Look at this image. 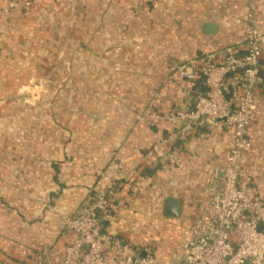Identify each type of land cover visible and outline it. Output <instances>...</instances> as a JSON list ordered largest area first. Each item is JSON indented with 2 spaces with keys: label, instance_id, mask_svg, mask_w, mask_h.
Masks as SVG:
<instances>
[{
  "label": "crops",
  "instance_id": "crops-1",
  "mask_svg": "<svg viewBox=\"0 0 264 264\" xmlns=\"http://www.w3.org/2000/svg\"><path fill=\"white\" fill-rule=\"evenodd\" d=\"M25 1L0 0V264H28L29 250L59 260L74 237L62 218L112 185L123 205L112 229L170 261L207 204L209 174L221 175L232 130L217 121L153 151L175 128L144 117L187 104L179 63L244 49V0H32L27 13ZM259 66L240 185L264 200V47ZM166 196L181 200L179 218L163 216Z\"/></svg>",
  "mask_w": 264,
  "mask_h": 264
},
{
  "label": "built area",
  "instance_id": "built-area-1",
  "mask_svg": "<svg viewBox=\"0 0 264 264\" xmlns=\"http://www.w3.org/2000/svg\"><path fill=\"white\" fill-rule=\"evenodd\" d=\"M244 2V49L229 45L219 55L207 53L179 63L175 79L187 104L164 113L150 111L144 117L150 125L165 120L175 128L167 136H158L153 151L166 140L184 139L188 130L217 121L232 130L221 175L216 170L209 174L207 204L180 250L164 262L151 245L139 247L118 235L112 225L123 215V205L110 186L107 190L94 189L76 213L62 218L65 228L74 235L65 245L62 257L55 259L53 250H29L27 257L33 264H264V200L251 198L240 185L241 167L250 147L248 126L254 117L261 81L259 60L264 47L257 2ZM31 3L32 0L25 1L26 13ZM197 85L203 89H197ZM166 159L182 165L173 154Z\"/></svg>",
  "mask_w": 264,
  "mask_h": 264
},
{
  "label": "water",
  "instance_id": "water-1",
  "mask_svg": "<svg viewBox=\"0 0 264 264\" xmlns=\"http://www.w3.org/2000/svg\"><path fill=\"white\" fill-rule=\"evenodd\" d=\"M204 28L207 32H213L216 27L214 24L205 23ZM181 206L182 202L180 199L166 196L162 205V214L164 217L168 218H179L181 214Z\"/></svg>",
  "mask_w": 264,
  "mask_h": 264
},
{
  "label": "trees",
  "instance_id": "trees-1",
  "mask_svg": "<svg viewBox=\"0 0 264 264\" xmlns=\"http://www.w3.org/2000/svg\"><path fill=\"white\" fill-rule=\"evenodd\" d=\"M111 189H112V191H114V189H113V185L111 186ZM114 195V194H113ZM115 196V195H114ZM83 203V202H82ZM28 264H33L31 261H28Z\"/></svg>",
  "mask_w": 264,
  "mask_h": 264
}]
</instances>
